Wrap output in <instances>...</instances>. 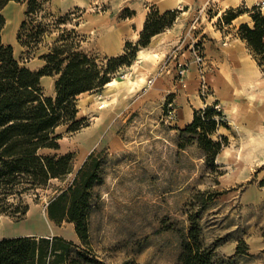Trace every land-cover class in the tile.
Returning a JSON list of instances; mask_svg holds the SVG:
<instances>
[{
    "label": "rangeland",
    "instance_id": "374dc122",
    "mask_svg": "<svg viewBox=\"0 0 264 264\" xmlns=\"http://www.w3.org/2000/svg\"><path fill=\"white\" fill-rule=\"evenodd\" d=\"M40 1L41 9L31 16V21L28 19L25 32H34L36 26L40 28L36 49L27 53L25 47L21 46V50L15 45L14 55L19 61L40 58L62 31L70 29L79 37L80 50L98 61L110 57L82 45L86 35L80 32L79 24L85 9L75 6L63 10L56 5V0ZM118 2L120 0H91L89 13L101 12L106 7L116 9ZM125 8L133 10L129 6L121 8L118 19L129 18L122 17ZM251 9L263 13L264 8L257 9L256 5L247 8ZM7 12L9 21L3 33L4 40L12 37L17 19L16 11L9 9ZM206 14L213 15L210 9ZM238 17L236 33L241 23L251 24L248 12ZM218 19L213 23L217 29H230L233 20L225 24ZM193 42L202 51L200 39H192L190 47ZM138 52L133 62L120 67L112 79L123 81L131 77L130 67L137 63ZM169 58L166 54L158 71L148 78L154 77V81ZM191 62L195 64L190 50L188 59L174 63L172 89L162 87L158 90V86L151 89L153 81L151 84L146 81L143 87L130 92L106 93L104 85L99 90L78 95L77 118L85 117L87 125L75 132H63V128H59L58 131L63 132L58 140L59 148L41 150L45 154L72 152V171L63 180L51 179L45 188L26 193L23 200L28 210L22 217L0 213V236H15L21 232L71 236L72 224L50 221L46 205L55 189L65 186L86 157L93 154L100 157L103 166V180L94 187L100 197L88 223V244L94 255L109 264L124 260L140 264H174L179 250L175 229L187 227L189 213L196 211L199 205L192 202L191 197L202 193L200 198L208 202L200 218L204 241L208 243L224 237L216 250L224 256L234 254L239 242L243 241L247 254H240L236 264H264V131L240 133L232 130L221 104L209 98L212 95L209 87L201 95L199 86L202 100L209 99L203 107L216 102L215 108L222 110L221 119L227 126H219L213 138L226 136L227 144L215 157V170L206 165L196 144L179 148L178 132L185 125L180 127L174 123L175 99L184 89L177 63H186L188 69ZM204 69L206 72L205 62ZM261 72L264 75L262 69ZM123 74L125 77H121ZM91 93H95L94 98ZM95 116H98L96 121L105 126L104 131L99 132L92 126ZM96 140L94 148L85 154L88 144ZM210 193L212 199L206 200Z\"/></svg>",
    "mask_w": 264,
    "mask_h": 264
},
{
    "label": "trees",
    "instance_id": "16d2710c",
    "mask_svg": "<svg viewBox=\"0 0 264 264\" xmlns=\"http://www.w3.org/2000/svg\"><path fill=\"white\" fill-rule=\"evenodd\" d=\"M10 1L25 3L16 38L27 53L36 49L41 31L36 26L34 32L25 33L28 19L31 21V16L41 9L42 2L0 0V213L20 218L28 210L23 200L26 193L45 188L51 179L63 180L72 171V152L45 154L41 150L58 149L63 132H75L87 125L85 117L77 118L78 95L101 89L120 67L129 66L152 36L173 24L179 10L160 12L149 5L137 41H127L121 54L105 57L104 61L79 49V37L73 29L62 31L49 50L40 55L43 66L31 70L15 57L13 47L1 38L5 24L1 9ZM123 11L124 18L134 14L127 8ZM243 12L249 13L251 24L241 23L237 34L264 71V14L239 6L227 9L218 20L230 24ZM41 76L55 77L53 96L45 95ZM215 104L194 109L191 122L179 129L176 142L179 148L196 144L212 170L217 168L216 155L227 144L226 136L213 138L219 126H227L221 119L222 110L216 109ZM59 128H63V132L58 131ZM102 180V160L89 154L72 179L55 189L46 205L51 221L73 224L79 243L59 235L2 237L0 264H109L94 255L88 244L89 215L100 197L94 187ZM201 194L191 197V201L199 205L196 211L189 213L187 227L175 229L179 250L174 264H236L240 254H247L243 241L230 256L216 251L224 237L204 241L200 218L208 202L200 198ZM212 197L210 193L206 200ZM119 264L140 263L124 260Z\"/></svg>",
    "mask_w": 264,
    "mask_h": 264
},
{
    "label": "crops",
    "instance_id": "0c3cea01",
    "mask_svg": "<svg viewBox=\"0 0 264 264\" xmlns=\"http://www.w3.org/2000/svg\"><path fill=\"white\" fill-rule=\"evenodd\" d=\"M259 1L262 0H120L116 9L106 7L98 13H89L91 0H56L55 2L63 10L75 6L85 9L83 20L79 24L80 32L86 35V41L82 45L87 50L94 49L106 56L121 54L126 40L135 42L138 39L147 15V6L154 5L160 12L180 10L179 16L170 28L152 36L148 46L139 50L137 63L130 67L131 77L123 81L118 80L121 82L119 85L108 86L109 88L104 86V90L106 93L117 90L130 92L143 87L148 77L158 71L160 61L166 54H169L170 58L161 68L159 76L153 81L151 89L156 86L158 90H162V87L172 89L170 85L173 82L174 63L188 59L190 41L200 39L206 66L204 81L212 93L209 98L221 104L231 129L241 133L264 131V75L245 42L236 33V26L241 16L233 20L227 31L217 29L213 23L229 8L243 6L250 9ZM125 6L132 8L135 14L129 18L118 19L119 10ZM9 9L16 11L17 19L12 37L4 40L3 33L9 21L7 12ZM207 9L212 11L211 17L207 16ZM24 10L25 3L15 1L8 2L1 9L5 18L1 38L4 43L10 44L13 48L15 45L21 47L16 35L20 22L24 18ZM262 12L264 13V9ZM194 26L195 28L192 29ZM21 50H23L22 47ZM23 63L31 70H38L43 66L44 61L40 58H33L24 60ZM200 79L197 66L191 62L182 78L184 89L180 90L174 103V123L177 126L181 127L190 123L193 110L209 103V99L204 102L199 95ZM54 81V76L40 77L45 95H54ZM90 96L94 98L95 93H91ZM96 118L98 116H95V122L93 121L95 124L92 123L95 130L104 131L105 126L101 121H96ZM96 143L97 140L88 144L85 154L93 149ZM9 235L13 234L0 236V238L59 235L79 243L74 227L69 237L59 233L38 234L35 232Z\"/></svg>",
    "mask_w": 264,
    "mask_h": 264
},
{
    "label": "built area",
    "instance_id": "2783aa9c",
    "mask_svg": "<svg viewBox=\"0 0 264 264\" xmlns=\"http://www.w3.org/2000/svg\"><path fill=\"white\" fill-rule=\"evenodd\" d=\"M257 9H263L264 8V1H259L256 4ZM191 54H192V58L193 61L195 62V64L197 65V69L200 75V91H201V95H204L205 91L207 90L208 86L206 85V82L204 81V73H205V69H204V56L202 54L201 48L200 46L196 43L193 42L191 43ZM177 68H178V75L180 77V79L182 80L183 75L185 73V71L187 70V65L186 63H177ZM121 77H125V74L121 75ZM154 77H150L147 79V83L151 84L153 81Z\"/></svg>",
    "mask_w": 264,
    "mask_h": 264
},
{
    "label": "bare ground",
    "instance_id": "6f19581e",
    "mask_svg": "<svg viewBox=\"0 0 264 264\" xmlns=\"http://www.w3.org/2000/svg\"><path fill=\"white\" fill-rule=\"evenodd\" d=\"M158 34V33H157ZM141 55H142V53H141ZM129 82V81H128ZM126 83V82H125ZM119 85V84H121V82H118V80H117V78L116 79H112V80H109V82H107L106 84H105V86H112V85ZM127 84V83H126ZM109 88V87H108ZM109 90V89H108ZM103 91H106V90H103ZM83 93V92H82ZM99 94V93H98ZM105 105V104H104ZM95 122V121H94ZM93 124H95V123H93ZM93 126V125H92Z\"/></svg>",
    "mask_w": 264,
    "mask_h": 264
}]
</instances>
